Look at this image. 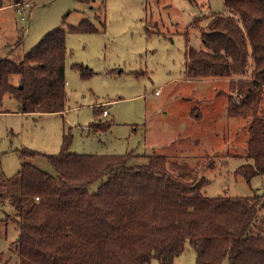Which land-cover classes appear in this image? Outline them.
<instances>
[{"label":"trees","instance_id":"16d2710c","mask_svg":"<svg viewBox=\"0 0 264 264\" xmlns=\"http://www.w3.org/2000/svg\"><path fill=\"white\" fill-rule=\"evenodd\" d=\"M224 5L227 12L211 13L205 26L194 20L205 48L190 45L185 34V74L229 78L228 115L246 118L249 133L235 174L250 181L264 175V0ZM100 22L105 30L106 19ZM98 31L83 19L48 31L23 56L0 55V112L5 94L22 113L64 111L66 36ZM74 67L83 77L93 73L83 63ZM99 125L92 121L88 130L105 131ZM72 140L64 132L58 153L23 147L19 170L0 183V202L9 199L20 229L14 264H151L154 258L175 264L187 242L196 264H264V191L209 196L203 189L210 180L186 160L132 150L78 153L70 150Z\"/></svg>","mask_w":264,"mask_h":264},{"label":"rangeland","instance_id":"374dc122","mask_svg":"<svg viewBox=\"0 0 264 264\" xmlns=\"http://www.w3.org/2000/svg\"><path fill=\"white\" fill-rule=\"evenodd\" d=\"M27 1L23 13L14 0H5L0 8V55L23 56L48 31L83 19L92 21L99 31L66 36L68 99L64 111L22 113L19 101L4 95L1 185L19 170L20 149L58 153L64 132L71 131L70 150L74 152L124 154L132 150L186 160L199 176L210 180L203 189L209 196L264 191V175L247 181L235 174L245 162L249 133L246 118L228 115L229 78L185 74V34L190 45L205 48L194 20L202 18L200 24L205 26L211 13L227 12L224 0ZM24 14L27 20L21 18ZM102 19H106L105 30ZM252 61L250 57L249 68ZM76 63L88 65L92 75L83 77ZM92 121L101 123L99 128L105 131L90 132ZM107 124H111L109 130ZM38 163L49 166L45 161ZM8 201L0 202V264L17 263L20 257V229L13 219L15 208ZM195 257L187 242L175 264H196ZM151 264L159 261L154 258Z\"/></svg>","mask_w":264,"mask_h":264},{"label":"built area","instance_id":"2783aa9c","mask_svg":"<svg viewBox=\"0 0 264 264\" xmlns=\"http://www.w3.org/2000/svg\"><path fill=\"white\" fill-rule=\"evenodd\" d=\"M28 4H29V1H23V2H19V6H20V8H19V11H20V13H23V11H25L26 10V8H27V6H28ZM21 18L23 19V20H27V15H22L21 16ZM104 115H106V114H108V110L107 109H105V110H103V112H102Z\"/></svg>","mask_w":264,"mask_h":264},{"label":"crops","instance_id":"0c3cea01","mask_svg":"<svg viewBox=\"0 0 264 264\" xmlns=\"http://www.w3.org/2000/svg\"><path fill=\"white\" fill-rule=\"evenodd\" d=\"M8 111V110H7ZM10 111V110H9ZM5 112V111H4ZM0 113H2V112H0ZM199 114V113H198Z\"/></svg>","mask_w":264,"mask_h":264}]
</instances>
